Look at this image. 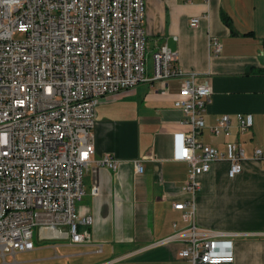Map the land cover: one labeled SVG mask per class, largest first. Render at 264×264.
<instances>
[{
  "label": "crops",
  "instance_id": "0c3cea01",
  "mask_svg": "<svg viewBox=\"0 0 264 264\" xmlns=\"http://www.w3.org/2000/svg\"><path fill=\"white\" fill-rule=\"evenodd\" d=\"M144 5L146 73L152 71L151 53L166 43L179 67L195 71V81L211 87L199 139L220 150L227 140H237L245 152L235 176H228L225 159L198 176L195 223L233 233L230 264H264V161L253 153L260 147L264 154V0H144ZM194 16L199 22L190 26ZM211 37L221 44L218 52ZM179 86L173 77L104 95L92 128L95 151L83 173L85 193L76 201L79 213L93 217L89 240L72 242L35 228L33 248L0 255V264H190L178 256L183 241H164L187 225L173 203L190 198L182 189L187 162L178 158L180 133L187 130L174 104ZM246 112L253 122L241 133L235 117ZM223 114L231 118V131L214 135L209 127ZM106 153L118 160L117 168L98 162Z\"/></svg>",
  "mask_w": 264,
  "mask_h": 264
},
{
  "label": "built area",
  "instance_id": "2783aa9c",
  "mask_svg": "<svg viewBox=\"0 0 264 264\" xmlns=\"http://www.w3.org/2000/svg\"><path fill=\"white\" fill-rule=\"evenodd\" d=\"M144 19V0H0L1 256L32 249L35 228L72 242L89 240L93 217L79 213L76 201L85 193L83 173L95 151L97 104L104 95L139 82L176 77L180 86L174 104L187 125L180 133L178 158L187 162L182 189L190 198L173 203L187 225L164 241H183L178 256L190 264L234 261L233 233L198 226L194 195L198 176L213 161L227 160L229 177L241 172L244 149L233 139L224 150L199 139L211 87L196 82L195 71L179 67L166 43L151 53L152 71L146 73ZM198 22L194 16L189 25ZM210 41L218 52L217 38ZM235 121L242 133L253 116L238 113ZM231 126L230 116L223 114L209 130L228 135ZM253 153L264 161L260 147ZM98 162L118 166L108 153ZM133 162L141 173V159Z\"/></svg>",
  "mask_w": 264,
  "mask_h": 264
},
{
  "label": "trees",
  "instance_id": "16d2710c",
  "mask_svg": "<svg viewBox=\"0 0 264 264\" xmlns=\"http://www.w3.org/2000/svg\"><path fill=\"white\" fill-rule=\"evenodd\" d=\"M222 18L226 24H228V25L231 24L228 15H226L225 13L222 14Z\"/></svg>",
  "mask_w": 264,
  "mask_h": 264
},
{
  "label": "rangeland",
  "instance_id": "374dc122",
  "mask_svg": "<svg viewBox=\"0 0 264 264\" xmlns=\"http://www.w3.org/2000/svg\"><path fill=\"white\" fill-rule=\"evenodd\" d=\"M148 63H151V60H149V62Z\"/></svg>",
  "mask_w": 264,
  "mask_h": 264
}]
</instances>
